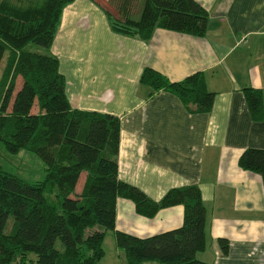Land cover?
Returning <instances> with one entry per match:
<instances>
[{"label": "crops", "instance_id": "1", "mask_svg": "<svg viewBox=\"0 0 264 264\" xmlns=\"http://www.w3.org/2000/svg\"><path fill=\"white\" fill-rule=\"evenodd\" d=\"M192 1L207 14L203 37L155 28L142 41L111 30L106 15H116L107 0H73L61 11L48 53L57 61L71 109L118 120L119 182L153 202L170 189L197 187L204 209L198 262L264 264L262 182L237 167L243 150H264V0ZM144 68L170 83L201 73L213 94L210 110L196 113L170 92H152L138 82ZM246 88L261 94L258 122L245 104ZM84 178L81 172L76 195ZM182 214L181 206H173L144 218L130 201L116 199L113 230L147 238L177 229ZM109 232L113 259L102 244L97 264H124Z\"/></svg>", "mask_w": 264, "mask_h": 264}, {"label": "trees", "instance_id": "2", "mask_svg": "<svg viewBox=\"0 0 264 264\" xmlns=\"http://www.w3.org/2000/svg\"><path fill=\"white\" fill-rule=\"evenodd\" d=\"M72 1L0 0V145L9 154L33 152L44 166L37 182L0 168V264H97L106 231H112L124 264H206L195 259L204 249V209L197 187L170 189L153 202L119 182L118 120L70 108L57 61L48 50L61 11ZM135 1L138 10L132 19L128 12ZM107 2L116 13V19L106 15L111 30L125 36L147 41L155 28L193 37L206 32L207 14L192 0ZM17 78L20 85L13 94ZM138 82L152 92L174 94L193 112L211 108L213 94L205 90L201 73L170 83L144 68ZM243 95L251 120L260 121V92L246 88ZM237 167L259 175L264 192V150H243ZM81 172L85 178L76 195ZM116 199L130 201L144 218L181 206V225L142 239L114 231ZM218 244L225 253L226 242L220 239Z\"/></svg>", "mask_w": 264, "mask_h": 264}, {"label": "rangeland", "instance_id": "3", "mask_svg": "<svg viewBox=\"0 0 264 264\" xmlns=\"http://www.w3.org/2000/svg\"><path fill=\"white\" fill-rule=\"evenodd\" d=\"M137 10H138V5H137V2L135 1L134 5L130 7L129 9L128 16L131 17L132 19H135L137 16ZM114 14L116 15L115 12ZM117 17H119V15H117ZM31 49L36 50L38 53L44 52V50L35 48V47H31ZM19 85H20V79L17 78L15 81L13 94L16 90H18ZM0 168L3 171L8 172L26 182H37V181L42 180L44 176L43 163L41 162V160L37 157L35 153L29 152L26 150H20L16 154H9L2 148L1 145H0ZM3 222H4V219L0 221V228L3 225ZM10 222H11V219L8 218L7 224L9 223L10 225ZM103 239L104 240L102 244H103L105 253L108 255L107 259H113L112 258V255H113L112 248H109L107 246V243H110V247H112L111 241H109L110 240L109 231L106 232V236ZM120 257L122 259V256ZM30 258L34 259V256H30ZM146 264H158V263L146 262Z\"/></svg>", "mask_w": 264, "mask_h": 264}]
</instances>
